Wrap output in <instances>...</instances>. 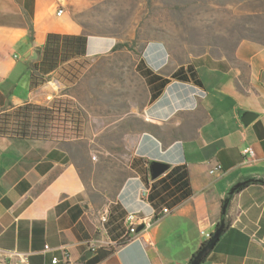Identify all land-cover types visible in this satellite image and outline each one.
Returning <instances> with one entry per match:
<instances>
[{"label":"crops","instance_id":"crops-1","mask_svg":"<svg viewBox=\"0 0 264 264\" xmlns=\"http://www.w3.org/2000/svg\"><path fill=\"white\" fill-rule=\"evenodd\" d=\"M61 6L0 0V248L29 264H64L66 253L75 264H189L231 188L264 181V45L174 64L162 42L143 52L117 49L113 36L49 42L85 35L66 10L57 16ZM247 112L257 114L249 125ZM118 136L134 140L128 175L102 176L95 145ZM153 161L170 169L153 179ZM97 177L114 183L97 187ZM132 213L160 219L121 244ZM227 221L202 264H264L263 183L234 195Z\"/></svg>","mask_w":264,"mask_h":264},{"label":"rangeland","instance_id":"rangeland-1","mask_svg":"<svg viewBox=\"0 0 264 264\" xmlns=\"http://www.w3.org/2000/svg\"><path fill=\"white\" fill-rule=\"evenodd\" d=\"M61 4L86 34L116 37L128 46L123 49L134 52L162 42L174 64L201 57L232 58L243 41L264 45V0H61ZM146 99L141 80L137 90L141 107ZM139 125L144 127L142 121ZM133 141L120 136L97 140L96 163L102 176L128 175ZM94 182L102 188L114 183L101 177Z\"/></svg>","mask_w":264,"mask_h":264},{"label":"built area","instance_id":"built-area-1","mask_svg":"<svg viewBox=\"0 0 264 264\" xmlns=\"http://www.w3.org/2000/svg\"><path fill=\"white\" fill-rule=\"evenodd\" d=\"M65 13L64 8L61 6L57 12V16L61 17ZM249 152L253 155V152L249 150ZM221 166H216L211 173L214 174L217 171H221ZM149 190L145 189L142 192L143 198L148 197ZM170 213L169 209H163L162 215L165 216ZM110 210L108 208L102 210L99 213V221L102 226H105L109 222ZM159 217V216H158ZM157 215L152 216H143L140 214L132 213L129 214L126 218L125 222L127 225V232L124 235L121 244H126L134 240H138L142 232H148L155 223L158 221ZM142 227V230L139 231V228ZM211 236L208 235V239ZM93 246H95L93 244ZM45 250H49V247H46ZM66 261L64 264H75L69 259L68 254H65ZM60 261L58 258H54L51 261V264H59ZM0 264H29V254L18 252V251H10L4 250L0 248Z\"/></svg>","mask_w":264,"mask_h":264},{"label":"water","instance_id":"water-1","mask_svg":"<svg viewBox=\"0 0 264 264\" xmlns=\"http://www.w3.org/2000/svg\"><path fill=\"white\" fill-rule=\"evenodd\" d=\"M257 118V114L247 112L243 116V122L245 125L251 124L255 119ZM150 174L153 179H157L164 175L169 169L170 166L169 164L161 161H153L150 166ZM252 181H258L260 183L264 184V181L262 180H255V179H250L246 180L244 182L236 184L233 188H231L227 198L224 201L223 208H222V216H224L221 219V222L219 223L218 227L216 228L215 232L212 234L211 238L209 241L203 246L193 257L191 262L189 264H202L203 260L207 258V256L215 249L216 245L219 243L221 238L223 237L225 230H226V215H227V210L229 207V204L236 194V192L241 189L244 185L248 184L249 182ZM142 230V227L139 228V231ZM92 256V252L89 251L86 256L83 258V260H86Z\"/></svg>","mask_w":264,"mask_h":264},{"label":"trees","instance_id":"trees-1","mask_svg":"<svg viewBox=\"0 0 264 264\" xmlns=\"http://www.w3.org/2000/svg\"><path fill=\"white\" fill-rule=\"evenodd\" d=\"M85 33V32H84ZM88 36H91V35H88V34H86L85 33V35H83V36H80V37H77V38H73V37H68V36H61V35H51L50 37H49V42H50V40H57V39H61V38H64V39H75V40H81V41H83V43H85L86 41H87V39H88ZM123 47H128L126 44H120V45H118L117 46V49H121V48H123ZM254 183H260V182H258V181H252V182H249L248 184H246V185H244L241 189H239L237 192H236V194L237 193H239L240 191H242L244 188H246L247 186H249V185H251V184H254ZM224 216H222V218H223ZM229 222L227 221V223H226V230L229 228ZM225 230V231H226ZM212 236V235H211ZM211 238V237H210ZM209 238V239H210ZM209 239L203 244V246H205V244L209 241ZM202 246V247H203ZM201 247V248H202ZM210 255V254H209ZM208 255V256H209ZM195 256V255H194ZM193 256V257H194ZM207 256V257H208ZM193 259V258H192ZM206 259H204L203 260V262L205 261ZM191 262V261H190Z\"/></svg>","mask_w":264,"mask_h":264}]
</instances>
